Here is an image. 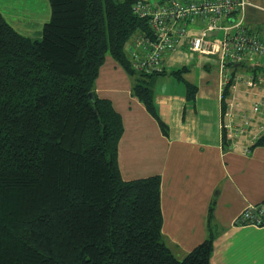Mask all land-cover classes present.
Here are the masks:
<instances>
[{"label":"trees","instance_id":"16d2710c","mask_svg":"<svg viewBox=\"0 0 264 264\" xmlns=\"http://www.w3.org/2000/svg\"><path fill=\"white\" fill-rule=\"evenodd\" d=\"M138 1L49 0L42 40L0 11V264H211L214 236L183 258L167 245L161 177H122V117L96 92L110 55L157 116L163 72H139L129 57L131 37L152 32Z\"/></svg>","mask_w":264,"mask_h":264},{"label":"crops","instance_id":"0c3cea01","mask_svg":"<svg viewBox=\"0 0 264 264\" xmlns=\"http://www.w3.org/2000/svg\"><path fill=\"white\" fill-rule=\"evenodd\" d=\"M247 2L245 26L263 31L264 0ZM202 26L190 25L192 33ZM222 35L217 31L212 37ZM234 69L233 77L245 80L224 101L220 57L193 51L185 40L165 55L163 73L155 78L157 116L134 93L133 75L110 55L100 69L96 92L122 117V177H161L162 232L172 252L184 257L214 236L211 264H264V226L235 223L248 204L264 200V144L250 145L256 129L235 135L223 128L229 122L240 127L242 114L257 127L264 119V109L256 113L252 108L255 99L264 98V61L235 64ZM176 70H182L180 77L172 74ZM250 78L255 84L245 82ZM188 83L196 87L194 98L188 96Z\"/></svg>","mask_w":264,"mask_h":264},{"label":"built area","instance_id":"2783aa9c","mask_svg":"<svg viewBox=\"0 0 264 264\" xmlns=\"http://www.w3.org/2000/svg\"><path fill=\"white\" fill-rule=\"evenodd\" d=\"M247 0H139L136 12L150 19L152 32L140 33L129 44V57L132 67L139 72H160L165 55L188 40L189 49L206 54H217L223 67L221 98L227 85L235 91L238 84L245 80L235 75L232 81L234 65L247 61L261 64L264 61V29L252 32L245 26L244 11ZM240 15V16H239ZM202 22V28L192 33L190 25ZM221 37H212L214 32ZM253 85L250 78L245 81ZM253 111L263 112L264 98L252 102ZM228 110L233 114V104ZM243 123L234 128L233 123L223 124V128L235 135L256 129L251 144L255 145L264 136V119L254 125V119L242 114ZM252 130V131H253ZM239 225L264 226V200L248 204L235 218Z\"/></svg>","mask_w":264,"mask_h":264},{"label":"rangeland","instance_id":"374dc122","mask_svg":"<svg viewBox=\"0 0 264 264\" xmlns=\"http://www.w3.org/2000/svg\"><path fill=\"white\" fill-rule=\"evenodd\" d=\"M0 11L19 32L39 40L52 15L49 0H0Z\"/></svg>","mask_w":264,"mask_h":264},{"label":"water","instance_id":"95a60500","mask_svg":"<svg viewBox=\"0 0 264 264\" xmlns=\"http://www.w3.org/2000/svg\"><path fill=\"white\" fill-rule=\"evenodd\" d=\"M238 65H241V63H237ZM91 96H92V93H91Z\"/></svg>","mask_w":264,"mask_h":264}]
</instances>
